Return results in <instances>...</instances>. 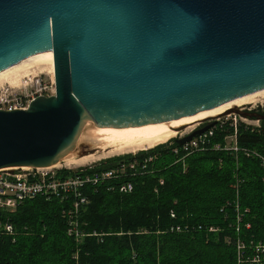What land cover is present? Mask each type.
<instances>
[{
    "label": "water",
    "instance_id": "95a60500",
    "mask_svg": "<svg viewBox=\"0 0 264 264\" xmlns=\"http://www.w3.org/2000/svg\"><path fill=\"white\" fill-rule=\"evenodd\" d=\"M48 51L54 95L0 110V169L85 153L88 124H157L264 90V0H0V72Z\"/></svg>",
    "mask_w": 264,
    "mask_h": 264
},
{
    "label": "trees",
    "instance_id": "16d2710c",
    "mask_svg": "<svg viewBox=\"0 0 264 264\" xmlns=\"http://www.w3.org/2000/svg\"><path fill=\"white\" fill-rule=\"evenodd\" d=\"M211 123V136L193 151L172 140L93 165L89 174L123 168L124 175L82 188L79 240L66 234L68 204L56 198L0 213L16 233L0 237V264H237L236 239L250 259L248 248L264 243V164L249 155L264 158V120L236 123L237 152L223 149L231 120ZM123 183L130 192H118Z\"/></svg>",
    "mask_w": 264,
    "mask_h": 264
},
{
    "label": "built area",
    "instance_id": "2783aa9c",
    "mask_svg": "<svg viewBox=\"0 0 264 264\" xmlns=\"http://www.w3.org/2000/svg\"><path fill=\"white\" fill-rule=\"evenodd\" d=\"M23 81V87L31 86V91L28 94H21L15 88H1L0 86V110L11 111V110H24L28 103L35 97L43 96L49 97L54 95V83H43L40 78H25ZM237 115H228L231 118L233 134L226 137V146L223 148L228 151L237 152L238 149L235 146V127L237 121L235 117ZM212 121V120H211ZM217 122V121H212ZM212 131H205L203 134L194 137L192 140L187 142L185 150L193 151L200 145L204 144L206 139L210 137ZM214 149H218V146H214ZM246 154V153H245ZM259 158L264 164V158L257 155L256 153H249ZM62 167H57L58 165ZM92 166H86L84 168L74 169V174H68L65 178L59 176L60 171H72L66 168L62 162L48 167V168H6L0 169V213L10 214L25 200H30L35 197H41L45 201L56 198L60 202H66L68 204V211L63 212L64 219L67 220L66 234L72 236L75 240H79L83 235L78 229L77 217L80 209L87 204L86 197L82 194V188L84 186H95L99 185L105 180H110L117 176L124 175L123 168L119 170H107L100 173L89 174V169ZM133 164L128 165V168L132 170ZM141 169L144 166L140 167ZM237 185V184H236ZM132 189L130 183H123L118 187V192L128 193ZM236 212V221H241V214L237 209V204H234ZM65 220V221H66ZM238 228H236V231ZM214 231V230H209ZM13 226L7 220L0 221V237L1 236H15ZM235 251L237 264L247 261L251 264H264V243H258L248 249L252 250L250 259L247 260L245 256L246 246L240 239L235 241Z\"/></svg>",
    "mask_w": 264,
    "mask_h": 264
},
{
    "label": "bare ground",
    "instance_id": "6f19581e",
    "mask_svg": "<svg viewBox=\"0 0 264 264\" xmlns=\"http://www.w3.org/2000/svg\"><path fill=\"white\" fill-rule=\"evenodd\" d=\"M46 59L52 62V55L50 51L28 57L27 59H24L23 61L5 69L4 71H1L0 78L6 76L7 74L17 70L18 68L26 64H29L31 62H37L39 60H46ZM263 93L264 90H260L252 94L231 100L210 110L201 111L188 117H183L180 119L157 123V124H150L140 127H130L123 129L91 127L87 134L80 136L79 141L97 147L103 145H109V144H118L120 145L119 151L134 153L135 151L153 148L158 144L166 142L169 137H171L174 134L175 135L178 134L176 131L177 129L185 128L187 126L189 127L197 122L199 123V121L219 116L228 110L237 109L236 106H243L246 103L250 104ZM86 128L87 127H85V129ZM72 158H73L72 155H68L61 162L64 166L75 167V166L83 165L84 163H87L89 161H92L94 159V156L87 155V156L79 157L76 160H71Z\"/></svg>",
    "mask_w": 264,
    "mask_h": 264
},
{
    "label": "rangeland",
    "instance_id": "374dc122",
    "mask_svg": "<svg viewBox=\"0 0 264 264\" xmlns=\"http://www.w3.org/2000/svg\"><path fill=\"white\" fill-rule=\"evenodd\" d=\"M30 77L34 78V79L38 77V78H40V80L43 83H49L50 81H53L52 62H50L49 60L46 59V60H39L37 62H31L29 64H26V65L18 68L17 70L7 74L6 76L1 77L0 78V86H1V88L12 87V88H15V90H17L21 94H28L31 91V86L23 87L22 83H23V81L26 80L25 78H30ZM263 94L260 95L258 98H256V100H254L252 103H250V104L246 103L243 106H241L240 108L237 107L238 108L237 110L243 109L242 112H247V113H251L253 115H258V116H264V95ZM228 115H230V114H228ZM228 115H221V116L219 115V116L213 117L211 119H205L201 123L197 122V123L189 126L190 128L187 126V127L183 128L185 130L181 129L180 133H178L177 135H175V134L172 135L164 143H167V142H170L174 139H179L183 136H186L192 130L196 129L198 126L211 123L212 121L218 122V121L223 120V119L227 120V119L233 118V117L228 118ZM235 120L237 122H241L243 124L253 126V127H259V125H260L258 118H240L239 116H236ZM213 124H215V122ZM86 127L87 128L84 130L82 135L87 134L89 129L91 128V126H89V124ZM79 142H81V141H79ZM164 143H161V144H164ZM80 144L86 145V148L83 149V151H86V152L83 154H80V152L78 150L77 152L73 153L74 155L72 154L73 158L71 160H76L79 157H83V156H87V155H93L94 159L92 161L84 163L83 165H79V166H75V167L65 166L66 168L71 169V170L84 168L86 166H93V165L98 164L99 162H102V161L107 160V159L117 158V157H120L123 155H131L132 156V155H134L140 151L147 150V149H144V150H140V151H135L134 153L133 152H121V151H119L120 145H118V144H109V145H103V146H99V147L88 145V144H85L83 142H81ZM158 145H160V144H158ZM57 167L64 168L60 164Z\"/></svg>",
    "mask_w": 264,
    "mask_h": 264
},
{
    "label": "flooded vegetation",
    "instance_id": "af4514ba",
    "mask_svg": "<svg viewBox=\"0 0 264 264\" xmlns=\"http://www.w3.org/2000/svg\"><path fill=\"white\" fill-rule=\"evenodd\" d=\"M235 106H236V105H235ZM236 107H239V108H240L241 106H236ZM237 109H238V108H237ZM242 110H243V109H240L239 111L242 112ZM263 120H264V119H263ZM180 131H181V130H180ZM180 131H177V133H180Z\"/></svg>",
    "mask_w": 264,
    "mask_h": 264
}]
</instances>
